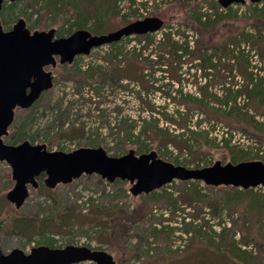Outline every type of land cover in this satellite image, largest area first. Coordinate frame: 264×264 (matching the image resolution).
Returning <instances> with one entry per match:
<instances>
[{"label": "rangeland", "instance_id": "1", "mask_svg": "<svg viewBox=\"0 0 264 264\" xmlns=\"http://www.w3.org/2000/svg\"><path fill=\"white\" fill-rule=\"evenodd\" d=\"M50 2L51 4L46 3L44 0H17L15 2L6 0L4 9L0 13L4 29H12L19 18L26 20L27 27L31 31L55 29L57 37L69 36L80 29L76 27L85 26L84 15L72 11L69 7L77 4L79 0H50ZM214 2H218V0H182L181 5L176 0H117L110 11L99 14L102 17V22L98 20L100 30L95 34H107L131 22L147 17H160L163 19L165 27L151 33L156 40H160L168 31L167 26L173 24L175 27H179L178 22H183L186 19V15L193 6L199 4V6H203L204 10H210ZM248 5H250V2L244 5H233L235 9L238 8L241 19H245V10ZM96 23L93 20L88 22L85 30L91 32L92 28H96ZM73 24L76 25L73 26ZM71 26L74 27L73 31L67 34V30ZM244 26L245 20L237 23V27ZM181 32H188L190 40L195 37V32L191 29L187 31L183 27ZM223 32L224 28L220 33ZM248 32L250 33V31ZM140 47L134 40V36L126 37L117 42V46L106 44L94 48L90 55L78 56L68 66L72 65L73 70L83 73L91 67H109L110 61L113 60L116 64L126 68L128 66L126 59H123V55L130 56L129 52H133V49H139ZM121 48L124 50L123 55L118 53ZM245 48V53L238 55L232 62L237 64L236 67L245 62V64H249L248 67L255 74L262 75L264 73L263 60L257 56V51L252 52L249 46ZM248 51L251 53H248ZM146 52L150 53V51ZM123 60L125 61L123 62ZM59 65L55 68L49 67V70L53 71L54 87L46 91L41 100L31 108L16 109L15 119L9 128V134L4 137L7 144L16 145L28 140L33 144H46L50 151L64 152H71L80 147L96 148L102 146L111 156H121L130 149H134L137 154L154 150L160 158L191 169L208 167L216 161L233 162L231 160L233 157L231 150L233 149L248 154L249 158L242 161L261 160L264 162V145H260L251 134L235 128H228L221 121L204 120L201 126L195 125L196 121L201 119L198 113L189 118L190 126H193L192 128L196 133L194 135L190 133L184 135L181 141H185V144L180 140H175L174 137H170L171 140L167 138L165 141L162 139V141L156 142L144 135L141 137L142 141H140L139 148L133 145L136 142V134L140 130L139 123L143 118L148 119L151 111L161 112V114L168 113L173 119H177L176 111L186 112L183 106H179L173 99H169L170 95L175 97L176 100L183 98L184 95H199L198 87L189 78L190 74L185 69L183 71L186 72V77L182 75L181 82L172 80L169 77L160 82H153L151 81L154 80L153 77L147 72L148 75L145 78L149 81L147 83L142 82V80L126 78L123 82L118 83H101L99 80H95L97 83H94L92 88H99V90H91L86 85L68 80L67 78L71 76V73L65 72ZM239 68H242V66ZM155 76L160 78V71ZM233 80H236V86L243 84V77L239 75L236 69L231 75H228L227 82L232 83ZM155 83L161 86L172 84L173 87L167 86L162 89H155ZM213 92L219 95L223 94L219 86L214 87ZM246 101V98L238 100L240 114L242 115H245L247 109L250 108V105L247 107ZM215 106L218 108L217 104ZM222 108L228 109L224 106ZM250 113L254 114L253 111H250ZM234 116L241 118V115L237 116L235 113ZM243 117L245 120V116ZM256 119L264 127V117L256 116ZM115 127L120 132L121 127L129 131L128 134L126 131L123 133L124 137L129 136L127 142L129 145L125 146L124 143H120L121 136L117 138L118 134ZM161 127L164 129L171 128V132H168L172 136L182 132L181 129L166 121H161ZM71 128L81 129V135L77 138L65 137L63 134ZM17 135H19V139L15 141L13 137ZM224 139L228 143H222L221 141ZM144 148L146 152L141 151ZM256 155L259 159L256 158ZM181 182L180 180L173 181L156 191L159 195L166 192L179 199L180 202L176 208L179 221L185 216L182 215V213L184 214L182 210L186 206L179 197L181 190L184 188ZM125 183V185H115V183H110L94 174L83 175L73 183L59 185L55 189L48 188L38 191L31 187L28 199L17 211L15 205L6 197L15 184L12 179L11 167L6 161L0 162V222L2 221L0 223V246L2 250L8 253L19 248L28 253L33 247L41 245H52L54 248H64L68 245L87 246L92 249L108 251L119 264H145L152 260L157 261L159 264L163 261H167L166 264H171L175 261L177 255H185L187 252L186 249H183V246L186 243L177 239L184 234L180 229H176L177 226L180 228L183 226L175 220L160 223L158 220L163 216L162 213L164 212L163 217H168L169 212L165 213L167 209H164L158 203H153L152 213L147 215L149 219H156L152 223L153 225H149L148 220H140L134 224L129 222V228L125 233L117 226L121 223L119 217L121 210L126 212L123 216L128 217L135 208L143 206L144 202L152 203L154 198L157 199L156 197H150V194L142 195L143 197L134 196L131 193L132 185L128 181H125ZM200 186L204 194L211 195L219 201L220 211L216 215L205 211L202 215L200 212L201 204L196 201L193 203V207L196 209L186 211L191 214L186 218V222L194 220L195 226L199 228L198 226L201 224L199 216L203 220L205 217V220H208V231H210L206 232V237H211L218 242L219 240L216 239L217 234L224 228L220 224L229 220L231 205L229 200L234 198L226 191L213 190L210 192L206 190L203 182ZM254 190L259 194H264V188L262 187H257ZM36 207L42 212L41 216L50 219L52 230L50 229V232L45 235L34 234L28 235L29 237L13 233L11 230L12 220L21 214L35 210ZM32 214H36L35 211ZM255 214L256 212L253 209H248L242 223L248 231L254 232V238L250 242L256 244L264 252V209L257 215ZM114 215L115 219L113 221ZM62 219L66 220L65 226ZM104 219H108L109 222H105ZM107 224L109 225L107 226ZM153 228H164V234L172 232L171 241H173L170 243L169 239L163 235L158 240L160 244H154V237L151 236ZM241 236L242 234L239 233L235 236V239L240 240ZM53 238L56 240L55 242L52 241ZM247 238L245 236V240ZM123 239L126 240L125 247H122ZM218 243L220 244L222 241ZM248 249L253 250L256 255L258 254L255 245L251 244ZM187 261L189 260L182 256L181 258L177 257L175 262L184 264ZM80 264L95 263L83 262Z\"/></svg>", "mask_w": 264, "mask_h": 264}, {"label": "trees", "instance_id": "2", "mask_svg": "<svg viewBox=\"0 0 264 264\" xmlns=\"http://www.w3.org/2000/svg\"><path fill=\"white\" fill-rule=\"evenodd\" d=\"M44 1L51 4L50 0ZM176 1L179 2V4L182 2V0ZM116 2L117 0H79L77 4L69 7L72 11L74 10L84 15L83 20L85 26L92 20L95 23L97 22L95 24L96 28H92L91 30V33L95 34L100 30L98 20L101 21L102 17H100L99 14L110 11ZM235 6L222 8L218 2H214L210 10H204L203 6L196 4L189 10L186 19L183 20V22H178L179 27L169 24L167 26L168 31L160 40H156L151 33L134 36V40L141 46L139 49L135 48L133 52H129L130 56L123 55V48L118 50V53L123 55V59H126L129 68H123L125 66L121 67L120 64H116L113 60L110 61L109 67H91L83 73L73 70L72 65L60 64L59 66H61L65 72L71 73V76L67 78L68 80L86 85L90 87L91 90H99V88H92V85L97 83L95 80H99L101 83H118L123 82L126 78L138 81L142 80V82L147 83L149 81L145 80V78L148 73L153 77L154 80H151L153 82H160L166 79V77L181 82L182 75L186 77V72L183 70L185 69L188 71V74H190L189 78L194 81L193 83L199 89V95H184V97L179 100H176V98L171 95L169 96V99H173L179 106H183V109L186 111L185 113L180 110L176 111L175 115L177 119L171 118L168 113L161 114V112L155 113L151 111L148 119L143 118L141 123H139L140 130L136 134V142L133 143L137 148L140 147V141H142L141 137L144 135L154 139L156 142L162 141V139L165 141L167 138L170 139V137H174L175 140L181 141V138L187 133L194 135L196 132L192 128L193 126H190L189 118L193 117L195 113H198V116L201 117L200 120L196 121L195 125L201 126L204 120L221 121L225 123L228 128L230 127L231 129L235 128L248 132L257 139L260 145H264V127L261 126V123L256 119V116L264 117V73L262 75L255 74L250 70V67H248L249 64H245V62L241 63L242 68H239L241 66L236 67L237 64L232 62L238 55L245 53L246 46H249L252 52L257 51V56L261 57L264 62V1L257 4L250 3L245 10V19H241V16L238 14L239 10L238 8L235 9ZM69 7L67 8L69 9ZM242 20H245V26L237 27V23ZM74 25L76 24H73V26ZM85 26L76 28L85 29ZM71 27L67 30V34L73 31L74 27ZM183 27L186 28L187 31L191 29V31L195 32V37L190 40L188 32H181V28ZM223 28L224 32L221 34L220 32ZM248 31H250V33ZM112 44L117 46V43ZM146 51H150V53ZM248 53L251 52L248 51ZM124 61L125 60H123V62ZM228 66H230V68H228ZM235 69L239 75L243 77V84L239 86H236V80H233L232 83L227 82L228 75H231ZM191 70L194 71L191 73ZM158 71L161 73L160 78L155 76ZM167 86L173 87L172 84L164 86L158 84L154 85L155 89H162ZM216 86L222 89V95L213 92V88ZM42 96L39 100H41ZM245 98L247 99V107L250 105V108L247 109L245 115H242L240 114L241 111L238 100ZM215 104L218 105V108H216ZM222 105L228 107V109H223ZM249 110L253 111L254 114L250 113ZM233 112L237 114V116L241 115V118L234 116ZM243 116H245V120ZM161 121L173 124L181 129L182 132H178V134L172 136L168 132H171L172 129L162 128ZM122 129H124V127H121L120 132L116 128V133L118 134L117 138L121 136L120 143H124L126 146L129 145L127 143L129 141V136L126 135L124 137L123 133L126 131L128 134L129 131ZM80 133L81 129L71 128L63 135L69 138H77L81 135ZM13 139L15 141L18 140L19 135L14 136ZM181 142L185 144V141ZM221 142L228 143L226 139ZM141 151L146 152V149H141ZM231 151V153H233L231 160L234 163L249 158L247 153L238 152L234 149ZM258 155H256V158L259 159ZM45 176L46 175L43 173L38 177L39 186L36 190L48 189L44 183ZM114 183L115 185L126 184L125 181L122 180H116ZM181 185L184 188L181 190L179 197L186 206L182 210L184 212L182 215L185 216L180 221L176 211L177 205L180 202L179 199L174 198L173 194L165 192L159 195L154 191L150 193L149 196L156 197L157 199L154 198V202L152 203L148 201L144 202L143 206L135 208L128 217H124L123 214L126 212L121 210L119 215L121 223L117 226L124 230L125 233L129 228V222L134 224L140 220H148L149 225H153L152 223L156 221V219H149L147 215L152 213L153 203H158L162 205L164 209H167L165 213L169 212L168 217H163L164 212L162 213L163 216L158 220L160 223L175 220L179 222L178 224L181 226H185L184 228L177 226L176 229H180L185 235H180L177 239L186 243L183 249H186L187 253L181 256L177 255L175 261H177V257L181 258L184 256L189 260L184 264H264V252L256 244L250 242V240L254 238V232L248 231L242 223L245 212L248 209H253V211L256 212L255 215L264 209V194L255 192V188L241 189L233 186L213 187L205 184V189L210 192L213 190H218L219 192L226 191L234 198L229 200L231 203V205L229 203V220L220 224L224 228L217 234L216 239L219 240L218 242L222 241V243L219 244L216 240H213V238L206 237V232L210 231H208V220H205V217L203 220L198 215L201 221V224L198 226L199 228L195 226L194 220L186 222V218L191 215L190 212L186 211L188 209L189 211L196 209L193 207L194 202L198 201L201 204L200 212L202 215L205 211H208V213L210 212L212 215H216V213L220 211L219 201L211 197V195L202 192L200 181H183ZM259 187L264 188L263 186ZM37 207L35 210L26 214H21L19 217H15L12 220L11 230L13 233L29 237L28 235L34 234L45 235L50 232V229L52 230L51 222H49L50 219L41 216L42 212H40ZM17 211H19V209ZM34 211L36 214H32ZM114 219L115 215L113 216V221ZM62 221L64 225L66 220L62 219ZM104 221L109 222L108 219H104ZM155 224H157V222H155ZM103 225L106 226L105 224ZM108 225L109 224H107V226ZM163 232H165L164 228H153L151 236L154 237V244H160L158 240H160L163 235H165V238L169 239L170 243L173 241H171L172 232L169 234L166 233L167 236ZM239 233L242 234L241 239L236 240L235 236ZM245 236L248 237L246 240ZM52 241L55 242L56 240L53 238ZM125 244L126 240L123 239L122 247H125ZM251 244L256 246L259 255H256L253 250L248 249ZM49 246L52 247V245ZM175 261L171 262V264H182V262ZM180 261L182 260L180 259ZM166 263L167 261H163L161 264ZM145 264L159 263L152 260Z\"/></svg>", "mask_w": 264, "mask_h": 264}, {"label": "water", "instance_id": "3", "mask_svg": "<svg viewBox=\"0 0 264 264\" xmlns=\"http://www.w3.org/2000/svg\"><path fill=\"white\" fill-rule=\"evenodd\" d=\"M6 0H0V13ZM15 2L17 0H10ZM263 0H218L222 8L257 4ZM164 27L160 17H147L107 33L93 34L78 29L66 37H56V30H35L19 18L12 29L5 30L0 18V162L6 161L12 170L14 187L7 199L20 209L30 195V187L38 188V177L45 174L47 188L71 184L83 175H98L110 183L128 181L134 196L148 195L173 181H200L208 186H233L241 189L264 187V162L216 161L213 165L191 169L175 165L159 157L156 151L137 154L130 149L121 156H111L100 146L80 147L71 152L50 151L46 144L26 140L7 144L9 128L17 108H31L54 87V75L46 67L58 63L72 64L78 56L90 55L94 48L117 43L123 38L154 33ZM59 57V60H57ZM119 264L106 250L68 245L52 248L33 247L30 252L16 248L5 253L0 246V264Z\"/></svg>", "mask_w": 264, "mask_h": 264}, {"label": "flooded vegetation", "instance_id": "4", "mask_svg": "<svg viewBox=\"0 0 264 264\" xmlns=\"http://www.w3.org/2000/svg\"><path fill=\"white\" fill-rule=\"evenodd\" d=\"M56 37H57V35H56ZM57 59H59V57H57ZM49 67H50V66L46 67V70H47V71H52V70H49ZM52 72H53V71H52ZM30 188H31V187H30Z\"/></svg>", "mask_w": 264, "mask_h": 264}, {"label": "bare ground", "instance_id": "5", "mask_svg": "<svg viewBox=\"0 0 264 264\" xmlns=\"http://www.w3.org/2000/svg\"><path fill=\"white\" fill-rule=\"evenodd\" d=\"M128 83V82H127ZM135 87V86H134ZM206 128V127H205ZM205 130V129H204Z\"/></svg>", "mask_w": 264, "mask_h": 264}]
</instances>
